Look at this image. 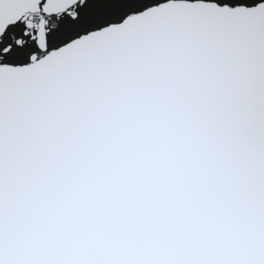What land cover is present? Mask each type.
Segmentation results:
<instances>
[{
  "label": "snow or ice",
  "instance_id": "obj_1",
  "mask_svg": "<svg viewBox=\"0 0 264 264\" xmlns=\"http://www.w3.org/2000/svg\"><path fill=\"white\" fill-rule=\"evenodd\" d=\"M0 264H264V0H0Z\"/></svg>",
  "mask_w": 264,
  "mask_h": 264
}]
</instances>
